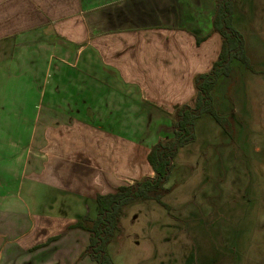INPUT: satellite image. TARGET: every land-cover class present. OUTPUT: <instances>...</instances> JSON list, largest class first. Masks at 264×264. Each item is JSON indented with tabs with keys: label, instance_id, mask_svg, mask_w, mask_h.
<instances>
[{
	"label": "crops",
	"instance_id": "obj_1",
	"mask_svg": "<svg viewBox=\"0 0 264 264\" xmlns=\"http://www.w3.org/2000/svg\"><path fill=\"white\" fill-rule=\"evenodd\" d=\"M214 13V0H0V264H97L72 225L96 217L98 194L153 176L148 150L219 55Z\"/></svg>",
	"mask_w": 264,
	"mask_h": 264
},
{
	"label": "rangeland",
	"instance_id": "obj_2",
	"mask_svg": "<svg viewBox=\"0 0 264 264\" xmlns=\"http://www.w3.org/2000/svg\"><path fill=\"white\" fill-rule=\"evenodd\" d=\"M236 2L255 70L233 60L212 91L233 133L209 114L195 121V140L171 160L168 208L155 200L123 208L106 246L114 264H264V0Z\"/></svg>",
	"mask_w": 264,
	"mask_h": 264
},
{
	"label": "trees",
	"instance_id": "obj_3",
	"mask_svg": "<svg viewBox=\"0 0 264 264\" xmlns=\"http://www.w3.org/2000/svg\"><path fill=\"white\" fill-rule=\"evenodd\" d=\"M214 3L212 29L221 37L219 55L208 72L195 77L194 105L184 104L176 109L173 140H159L148 150L146 161L153 176L142 177L132 184L121 185L112 193L98 194L95 197L98 207L96 217L85 215L72 225L74 228L89 232V244L81 256L87 255L97 264H114L106 251V246L119 230V220L125 206L138 200H155L168 208L162 198L168 192L165 183L172 169L171 160L179 147L195 140V121L202 114L211 115L226 133L229 135L233 133L231 119L217 113L212 91L219 78L230 74L233 60L240 61L250 71L254 72L255 69L246 56L243 35L233 25L234 0H214ZM196 41L199 43L200 39Z\"/></svg>",
	"mask_w": 264,
	"mask_h": 264
},
{
	"label": "water",
	"instance_id": "obj_4",
	"mask_svg": "<svg viewBox=\"0 0 264 264\" xmlns=\"http://www.w3.org/2000/svg\"><path fill=\"white\" fill-rule=\"evenodd\" d=\"M0 242H1V239H0Z\"/></svg>",
	"mask_w": 264,
	"mask_h": 264
}]
</instances>
